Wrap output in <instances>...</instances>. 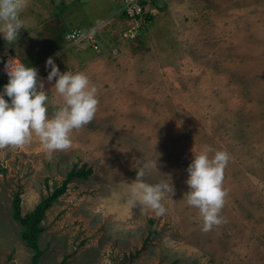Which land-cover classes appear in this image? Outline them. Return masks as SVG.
Returning a JSON list of instances; mask_svg holds the SVG:
<instances>
[{"label": "rangeland", "instance_id": "rangeland-1", "mask_svg": "<svg viewBox=\"0 0 264 264\" xmlns=\"http://www.w3.org/2000/svg\"><path fill=\"white\" fill-rule=\"evenodd\" d=\"M143 1L141 24L124 0H29L16 42L0 35V92L4 62L16 58L37 69L51 116L48 57L99 90L70 149L49 157L34 137L0 150V264H32L14 195L24 215L73 168L90 173L45 211L39 264H264V0ZM206 145L231 155L226 222L208 233L183 200L193 153ZM155 160L144 181L174 188L159 217L127 203L137 168Z\"/></svg>", "mask_w": 264, "mask_h": 264}, {"label": "clouds", "instance_id": "clouds-1", "mask_svg": "<svg viewBox=\"0 0 264 264\" xmlns=\"http://www.w3.org/2000/svg\"><path fill=\"white\" fill-rule=\"evenodd\" d=\"M28 5L29 0H0V35L9 45L16 42L22 28L26 29L21 13ZM45 68L50 69L47 81L51 83L55 79L52 89L58 101L52 105L51 116L48 113L49 95L44 91L37 69L16 58L4 62L8 83L0 92V150L24 148L35 137L42 151L51 157L55 152L70 149L71 134L94 120L99 90L89 77L82 72H61L52 57L47 58ZM230 159L226 150L206 145L199 153H193L187 168L189 191L183 200L198 211L204 233L226 222L221 215L227 196L223 181ZM151 168L157 169L156 160L137 168L127 203L159 217L166 214L164 201L168 194L173 195L174 188L168 182L146 183L144 177Z\"/></svg>", "mask_w": 264, "mask_h": 264}, {"label": "trees", "instance_id": "trees-1", "mask_svg": "<svg viewBox=\"0 0 264 264\" xmlns=\"http://www.w3.org/2000/svg\"><path fill=\"white\" fill-rule=\"evenodd\" d=\"M88 173H90V169L86 171H84L83 168L77 170H74V168L71 169L59 187L43 197L30 212L24 215H22L20 211L21 199L18 194L14 195L12 200V217L21 226L19 235L32 251V264H39V258L43 253V250L38 244V237L44 229L41 225V221L44 218L45 211L50 208L57 197L63 194L66 189V184L70 182L73 177H86ZM58 264H65V259H62Z\"/></svg>", "mask_w": 264, "mask_h": 264}, {"label": "built area", "instance_id": "built-area-1", "mask_svg": "<svg viewBox=\"0 0 264 264\" xmlns=\"http://www.w3.org/2000/svg\"><path fill=\"white\" fill-rule=\"evenodd\" d=\"M126 2L124 12L126 16H128L132 22H138L141 21L143 24L144 22V13H145V6L143 4V0H124ZM79 35L78 29H75L71 31L68 34V38L70 37L75 38L76 36ZM5 74V71H4ZM6 78H8L7 74L5 75ZM5 78V79H6Z\"/></svg>", "mask_w": 264, "mask_h": 264}]
</instances>
